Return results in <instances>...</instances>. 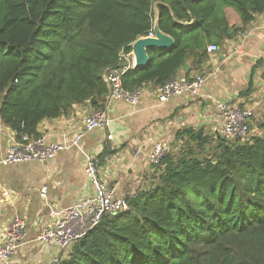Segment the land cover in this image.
Wrapping results in <instances>:
<instances>
[{"label": "trees", "instance_id": "16d2710c", "mask_svg": "<svg viewBox=\"0 0 264 264\" xmlns=\"http://www.w3.org/2000/svg\"><path fill=\"white\" fill-rule=\"evenodd\" d=\"M229 9L241 26L230 24ZM263 14L264 0H0V120L39 138L43 121L74 106L105 110V76L126 66L122 56L157 18L175 45L150 48V62L123 75L127 90L163 86L188 62L199 68L208 46ZM179 139L151 187L104 217L61 264H264V137L229 141L187 129Z\"/></svg>", "mask_w": 264, "mask_h": 264}, {"label": "crops", "instance_id": "0c3cea01", "mask_svg": "<svg viewBox=\"0 0 264 264\" xmlns=\"http://www.w3.org/2000/svg\"><path fill=\"white\" fill-rule=\"evenodd\" d=\"M228 17L231 25H242L230 9ZM245 34L244 42L240 36L224 42L199 68L193 69L188 62L189 71L179 72L177 76L188 73L187 77L197 74L207 77L200 97H175L160 105L156 87L147 84L138 106L123 102L109 106L107 115L113 121L111 128L87 135L82 143L87 154L106 152L101 165L104 181L115 186L121 195L146 191L151 187L155 172L148 162L153 143L166 141L171 147H177L183 144V139L177 140L178 134L187 129L213 136L217 124L215 101L250 108L254 112L251 125L264 124V14L246 27ZM126 58V68L135 69L132 55ZM92 112L89 105L74 106L67 116L43 121L37 132L52 142L69 140L83 129L86 117ZM109 134L114 136V141L107 139ZM13 138V131L0 120V156L5 154ZM45 186L47 201L40 194ZM5 190L8 196L4 195ZM93 193L85 174V157L79 151L60 153L46 164L0 166V240L5 239L16 216L22 217L27 225V245L16 254L13 264H53L59 251L42 247L35 241L48 222V205L66 208Z\"/></svg>", "mask_w": 264, "mask_h": 264}, {"label": "built area", "instance_id": "2783aa9c", "mask_svg": "<svg viewBox=\"0 0 264 264\" xmlns=\"http://www.w3.org/2000/svg\"><path fill=\"white\" fill-rule=\"evenodd\" d=\"M154 37V32L149 34ZM242 42L246 38L245 32L239 35ZM237 36V37H239ZM236 37V38H237ZM241 42V43H242ZM208 54L219 51V46H208ZM129 55H123L126 60ZM127 66L110 69L104 81L109 86L108 105L105 110L92 112L86 117L84 127L69 140L52 142L47 137H30L13 131L14 138L10 147L3 156H0V166H11L38 162L46 164L55 159L60 153L79 151L85 157V174L94 193L72 205L58 209L48 205L49 219L36 238V242L45 248H55L59 256L54 258L53 264H61L63 254L95 229L104 217L119 214L128 210V201L137 194L121 195L115 186H110L101 177V154H87L82 147L85 137L93 132L109 130L112 119L107 115V110L113 102H123L131 107L138 106L144 95L145 89L127 90L123 85L122 77L128 71ZM262 77L264 79V59L262 64ZM207 84V77L197 74L193 77L177 76L167 84L156 88V95L160 105L169 102L175 97L191 96L200 97ZM217 124L213 129V136L223 139L247 140L250 136V125L254 112L250 108L234 107L227 102L215 101ZM109 141H114V136H107ZM171 153V145L166 141L154 142L148 157L149 164L155 168L161 164L162 159ZM109 160L108 157H106ZM41 197L47 201L48 188L40 190ZM8 196V191H4ZM27 245L26 221L16 216L6 233L5 239L0 240V264H13L16 254Z\"/></svg>", "mask_w": 264, "mask_h": 264}, {"label": "water", "instance_id": "95a60500", "mask_svg": "<svg viewBox=\"0 0 264 264\" xmlns=\"http://www.w3.org/2000/svg\"><path fill=\"white\" fill-rule=\"evenodd\" d=\"M153 32L154 37L148 36L140 38L132 45L131 54L134 59V66L136 68H143L150 62L148 54V50L150 48H157L159 50H169L175 45L174 39L171 36L164 34L160 30L158 18L155 21ZM184 70L188 72L189 66L186 65L184 67Z\"/></svg>", "mask_w": 264, "mask_h": 264}, {"label": "rangeland", "instance_id": "374dc122", "mask_svg": "<svg viewBox=\"0 0 264 264\" xmlns=\"http://www.w3.org/2000/svg\"><path fill=\"white\" fill-rule=\"evenodd\" d=\"M230 12L232 13V15L234 17H238L239 18V15H238V13L235 10L230 9ZM261 124L262 123H259L258 126L250 125V136H263L264 137V129H262V127L260 126ZM182 147H183L182 143H179L177 147H176V145H173L171 147V151H173L175 148L177 149L176 151H178L179 149L181 150ZM208 149H210V146L208 147Z\"/></svg>", "mask_w": 264, "mask_h": 264}]
</instances>
